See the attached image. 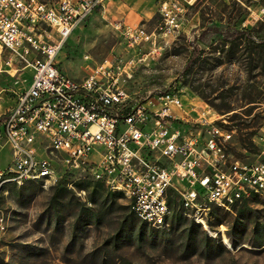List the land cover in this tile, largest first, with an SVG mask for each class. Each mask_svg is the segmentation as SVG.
I'll use <instances>...</instances> for the list:
<instances>
[{
	"label": "built area",
	"instance_id": "2783aa9c",
	"mask_svg": "<svg viewBox=\"0 0 264 264\" xmlns=\"http://www.w3.org/2000/svg\"><path fill=\"white\" fill-rule=\"evenodd\" d=\"M104 1L0 0V52L29 70L26 85L0 115V146L9 153L0 183H98L127 199L138 219L165 229L170 190L200 223L210 204L226 208L264 193V160L227 158L223 147L234 129L211 106L204 102L194 115L174 87L139 95L127 90L135 50L151 41L153 51L157 34L179 32L193 0H160V20L151 31L115 21L129 57L110 51L88 59L79 79L62 71L56 53Z\"/></svg>",
	"mask_w": 264,
	"mask_h": 264
},
{
	"label": "rangeland",
	"instance_id": "374dc122",
	"mask_svg": "<svg viewBox=\"0 0 264 264\" xmlns=\"http://www.w3.org/2000/svg\"><path fill=\"white\" fill-rule=\"evenodd\" d=\"M159 1L142 0L134 6L141 14L133 20L147 31L160 20ZM261 7L264 0H193L179 32L157 34L153 51L151 41L135 50L128 92L139 95L152 87H174L183 102L193 106L194 115L205 102L234 129L223 147L229 160H264V54L258 56V49L236 32L247 28L254 41L264 39ZM109 19L107 11L94 10L71 31L56 53L62 71L79 79L88 59L98 60L110 51L130 56ZM0 64L1 115L26 85L29 70L21 69L5 49ZM8 154V148L0 146V166L7 164ZM56 186L0 183V264H264V243H257L264 241V193L226 208L208 205L203 223L196 222L185 248L180 243L191 217L171 190V216L180 213L184 222L176 223L170 216L167 238L159 231L146 235L143 230L146 236L138 240L134 232L140 219L120 194L102 207L100 201L108 192L103 186ZM94 187L97 198L88 201ZM80 188L84 193L77 192ZM83 204L92 216L81 210ZM202 232L212 239L206 250L199 243Z\"/></svg>",
	"mask_w": 264,
	"mask_h": 264
},
{
	"label": "trees",
	"instance_id": "16d2710c",
	"mask_svg": "<svg viewBox=\"0 0 264 264\" xmlns=\"http://www.w3.org/2000/svg\"><path fill=\"white\" fill-rule=\"evenodd\" d=\"M236 32H237V34H238L239 37H243L247 41L249 40L252 43L253 46L251 48L258 49V51H256L259 54L258 56H261V54L262 55L264 54V39H261V40H259L257 42L254 41L253 38H252V35H251L250 31H249V29H247V28L240 29V30H238ZM78 184H81V183H78ZM94 184H95V186H101L98 183H94ZM56 187H57V189H67L66 188V184L64 183V180L63 179L57 184ZM97 193H98L97 192V189L94 187L87 194V200L88 201H95L96 198H97ZM116 194H117V192H112V191H109L108 190V192L105 193L103 199L100 201V206H102V205L105 206L104 204H105V202H107V200L113 201ZM118 194H120V193H118ZM111 201H110V203L108 205L111 204ZM167 201H168V203L170 202V196H168ZM88 209H89V207L85 206L84 204L82 205L81 210H83L84 212H86V214H88L89 216H92V213H89L88 212ZM171 220L172 221H175L176 223L184 222V219H183V217H182V215L180 213H173L172 216H171ZM197 225L198 224L196 222H194L193 219H190V221L188 222V225L185 227V230H184V238L182 239V241L180 243L183 247L186 248L187 245L189 244V242L191 241L192 235H193L192 229L195 226H197ZM139 227L140 228L138 230H136V232L132 231V232L135 233V237L138 240L143 239V237H145L146 235H148L150 233H153L155 231H159L160 234L163 236V238H167V235H168V232L167 231L172 228V223H170V226L167 229H165V228H157V227L149 226L144 221L140 220L139 221ZM143 230H144L145 234L146 233H148V234L144 235V233H142ZM211 240L212 239L210 238V236H208L206 233L202 232L201 233V237L199 239V243L202 244L201 248L203 247V249L206 250V248L208 246V243ZM257 243L259 245L260 243H264V241L263 242L258 241Z\"/></svg>",
	"mask_w": 264,
	"mask_h": 264
},
{
	"label": "crops",
	"instance_id": "0c3cea01",
	"mask_svg": "<svg viewBox=\"0 0 264 264\" xmlns=\"http://www.w3.org/2000/svg\"><path fill=\"white\" fill-rule=\"evenodd\" d=\"M141 2H142V0H105L103 3V7L98 8L95 11H98L100 13H104L107 11V13H109V18H110L109 20L111 22L113 21V25H114L115 21H120L124 25L136 24V23H139L140 21L133 20V19L136 18L137 16L140 17L141 10L138 9L140 11L139 12L134 6L138 3L140 5ZM139 5H138V7H139ZM127 8H130V9L127 10ZM126 10H127V13H128V16L130 19H126ZM114 13H116L117 15H115ZM141 24H143V23H141ZM118 33L120 35L119 31H118ZM0 71H2L1 64H0ZM2 161H4V160H2ZM4 166H0V169Z\"/></svg>",
	"mask_w": 264,
	"mask_h": 264
}]
</instances>
